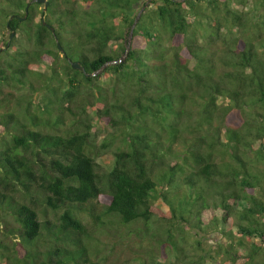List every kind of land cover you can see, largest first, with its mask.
<instances>
[{
    "label": "trees",
    "instance_id": "1",
    "mask_svg": "<svg viewBox=\"0 0 264 264\" xmlns=\"http://www.w3.org/2000/svg\"><path fill=\"white\" fill-rule=\"evenodd\" d=\"M47 3L0 0V264H118L110 238L164 226L175 262L187 230L220 235L230 264H253L264 0Z\"/></svg>",
    "mask_w": 264,
    "mask_h": 264
},
{
    "label": "rangeland",
    "instance_id": "2",
    "mask_svg": "<svg viewBox=\"0 0 264 264\" xmlns=\"http://www.w3.org/2000/svg\"><path fill=\"white\" fill-rule=\"evenodd\" d=\"M130 33L131 32L126 31V34H124V45L126 48L129 47L128 42H130ZM101 75L102 74H99V76ZM102 76L99 79V83L104 79ZM93 131L96 132L97 143L100 144V141L105 137L106 132H104V129H102L100 124L97 122ZM97 162L102 169L110 170L114 163V156L110 153L105 155L103 154V156L99 158ZM156 205L159 209L166 211V208L160 201L157 202ZM83 222L89 228L91 227V223L84 217ZM0 227H2L1 221ZM165 229L166 226L158 229L159 231L156 229L154 238L145 237L144 239L135 233L131 236L118 233V235L121 236L120 239L110 238V244L114 243L110 260L118 264H142L143 261L150 263L152 262L151 264H230V262L226 260L228 256H226L218 248L217 244L222 245L224 243V240L222 237H220V235L216 233H209L208 235L197 234L194 233V231L187 230L184 233L183 240L180 243L183 250L181 254V261L175 262V260L172 259L173 257L166 256L161 248L160 237L164 236L163 231H165ZM111 247L112 245H110L108 248ZM249 247L250 244H247L246 248L244 249H236L240 251V255L235 257V260H244V257L248 256ZM147 253L150 254V257ZM254 261L255 262L253 264H264V252L262 251L258 258ZM240 264L247 263L246 261H242Z\"/></svg>",
    "mask_w": 264,
    "mask_h": 264
},
{
    "label": "water",
    "instance_id": "3",
    "mask_svg": "<svg viewBox=\"0 0 264 264\" xmlns=\"http://www.w3.org/2000/svg\"><path fill=\"white\" fill-rule=\"evenodd\" d=\"M35 2L38 3V4H44V11L47 10V5H48L47 0H35ZM29 6H30V5L27 6V9L29 8ZM27 13H28V11H26V13H25L26 16H27ZM51 32L54 34V30H53V29H51ZM54 41H56V44H57L58 49H59L61 52L64 53V51H63L62 47L60 46V44H59V42H58V39H57L56 37H55V40H54ZM64 54H65V53H64ZM71 65H72V68H73L74 70H77V71H80V72H84L83 67L80 65V63H78V61H76V62H71Z\"/></svg>",
    "mask_w": 264,
    "mask_h": 264
}]
</instances>
